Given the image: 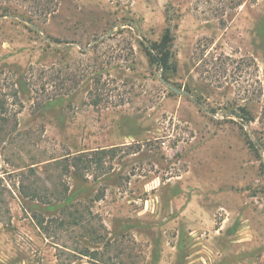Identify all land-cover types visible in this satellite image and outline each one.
Returning <instances> with one entry per match:
<instances>
[{"label": "rangeland", "instance_id": "1", "mask_svg": "<svg viewBox=\"0 0 264 264\" xmlns=\"http://www.w3.org/2000/svg\"><path fill=\"white\" fill-rule=\"evenodd\" d=\"M53 2L43 17L0 0V99L19 111L0 134V264H264V0ZM168 25L163 80L139 42ZM97 74L122 104L89 103ZM96 148L114 149L106 172L66 181L116 237L99 260L80 228L37 227L17 180L35 164L30 179L55 180L47 161Z\"/></svg>", "mask_w": 264, "mask_h": 264}, {"label": "trees", "instance_id": "2", "mask_svg": "<svg viewBox=\"0 0 264 264\" xmlns=\"http://www.w3.org/2000/svg\"><path fill=\"white\" fill-rule=\"evenodd\" d=\"M34 13L46 17L54 8L55 3L53 0H29ZM36 31V29L32 28ZM54 40V39H52ZM140 48L147 58L149 66L157 67L161 70V77L163 80L169 78V74L174 73L176 65L174 63L173 35L171 28L166 26L162 31L158 40L149 41L147 43L139 42ZM56 76L54 75V78ZM99 74L92 77V86L87 93L89 103L97 105H118L125 101V98L119 94L109 93L105 90L106 82L101 81ZM113 82V80H112ZM4 84V83H3ZM10 87V95L13 100L17 99V90L13 82L5 83ZM7 86V85H4ZM59 90L52 94L49 98L53 99L56 96L64 94L65 91ZM115 88V87H113ZM116 98V99H115ZM241 116L246 121L252 119L251 114L245 108H240ZM19 111H12L8 108V102L4 98L0 99V134L10 135L16 130V113ZM235 112V111H234ZM12 121V122H11ZM10 122V126L7 124ZM7 128V129H6ZM114 148V147H111ZM111 148H96L91 151H79L76 154H67L60 159H53L47 161L45 166H53L59 169V172L49 180L42 181L38 184L35 178L36 164L26 167L25 165L20 168L18 176V192L22 198L35 201L42 205L43 212H33L32 218L34 219L37 227L43 232L48 233L51 227L56 229H66L69 225L81 229L82 238H84L83 246L79 248L81 255L89 256L90 258L99 260L103 256V251L108 252L109 248L117 241L116 237H109L108 231L104 223L99 219L91 210V207L81 200H74V196L68 193L69 185L66 181V176L70 171L75 175L83 177L88 173L92 176L98 177L104 174L106 157L113 158L115 156L114 149ZM0 177V182H1ZM1 194V193H0ZM67 226V227H66ZM121 253L123 249H120ZM120 253L117 254L119 256Z\"/></svg>", "mask_w": 264, "mask_h": 264}, {"label": "water", "instance_id": "3", "mask_svg": "<svg viewBox=\"0 0 264 264\" xmlns=\"http://www.w3.org/2000/svg\"><path fill=\"white\" fill-rule=\"evenodd\" d=\"M171 89H173V90L177 91L178 93H180V92H181L180 90H178V89H175V88H173V87H171Z\"/></svg>", "mask_w": 264, "mask_h": 264}]
</instances>
